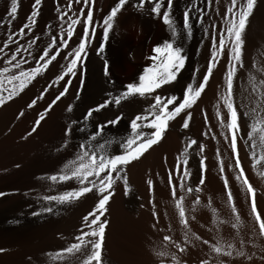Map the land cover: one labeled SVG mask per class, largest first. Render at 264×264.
Masks as SVG:
<instances>
[{
    "label": "snow or ice",
    "instance_id": "snow-or-ice-1",
    "mask_svg": "<svg viewBox=\"0 0 264 264\" xmlns=\"http://www.w3.org/2000/svg\"><path fill=\"white\" fill-rule=\"evenodd\" d=\"M128 0H116L114 6L103 16L102 42L99 44L98 53L102 52L106 41L109 37L110 30L114 27L118 13L126 5ZM82 5L79 13L72 12L73 4ZM145 3L150 5V13L153 17H159L162 23L170 30V39H165L162 43H157L151 48L152 55L148 57L151 66L144 69L143 74L139 75L138 83H128L123 86V90L117 95L107 94V98L94 107H89L82 115V120L87 123L95 113H99L102 109L109 108L113 104L119 106L122 102H127L130 98L151 97V102L141 112L130 118L129 128L130 134L122 137L118 142L121 148L120 154H110L106 146L112 141L105 140V143H93L97 138L101 137L102 129L106 125H115L122 119L123 113L116 115L114 118L106 120L105 124H98L93 135L78 145V150L74 158L68 159L62 167L55 173L40 177L52 183H63L67 181H75L78 187L60 192L57 195H43L39 199L45 202V205H63L79 200L85 194L94 193L96 200L92 208L87 211L81 218L82 227L78 230V235L73 237L72 243L66 247H62L55 252L45 253L50 264L53 262H63L69 258H76L79 264H103V244L105 239L106 228L109 223L103 217L107 213V205L115 194V185L117 182L122 184L123 193H129V184L126 174V166L133 161L139 160L153 146L159 144L164 138L165 133L170 127V122L180 117L181 129L190 127L192 112L190 111L197 101L201 98L210 77L213 75L214 69L218 64L226 59L223 69V86L217 92V103L214 105V114L217 124L220 128L219 136L223 137L224 143L230 148V160L227 164V170L234 173V179L240 183L241 190L245 193L249 211H250V231L247 243L252 248H256V240L264 239V213L258 210L256 204V188L250 183L245 173L239 156L238 141L241 134L240 118L235 103L234 78L239 69L244 68L243 50L245 45V32L248 25L249 17L257 4V0H229L222 16L223 23L217 27L216 24L211 25V35L209 44V56L206 62V69L202 72V78L197 83L196 73L199 69L193 71L192 81L187 83L183 88L182 99L175 95H152L156 89H160L163 85L170 84L177 79V74L185 66L186 56L183 55V48L177 44V26L170 15L172 0H167V7L163 9L162 0H137L133 7L142 10ZM209 5L212 0H206ZM42 0H33L30 13L26 16L24 22L15 32H8L6 38L0 44V56L4 57L3 67H0V106H4L9 101L20 95L42 72L49 68L52 61L56 59V55L64 49L69 39L74 35V27L78 22L83 25V33L78 41V45L73 47L68 55L65 56L66 66H61L62 70L58 75L46 85L39 96L34 97L26 104L28 109L34 107L39 99L49 91L52 85L61 81L66 75H75L74 69L78 66V59L86 56V39L90 35H94L95 28L90 29V23L93 22V5L94 0H67L68 12L57 7V20L67 27H60L59 31L50 37L46 45L42 48L37 45L38 37L29 36L27 46L18 43L25 36L33 32L34 25L37 22ZM19 0H10V6L7 9V17L5 21L9 25L18 13ZM86 9V16L84 11ZM195 12L198 21L203 24L204 11L198 6V0H190V5L183 12L182 30L183 34L190 37L192 27L190 16ZM67 17V21H65ZM83 17V18H82ZM82 18V19H81ZM48 27V26H46ZM50 30V29H49ZM205 36H209V29H204ZM48 35V32H45ZM16 37L17 39H14ZM10 45H16L11 49V55L5 52ZM33 45H37L34 49ZM22 49L27 55L22 54ZM69 56L71 59L69 60ZM19 57V58H18ZM31 61L35 66L23 67ZM252 68L255 73H259V77L249 71L247 76V85L245 89L246 95H242L241 103L246 109L245 115L251 121L247 127L246 142L248 145V159L251 162L253 172L264 179V69L256 67L253 63ZM108 65L104 64L103 74L108 76ZM83 82V79H82ZM65 83L63 90L51 100V102L40 111L29 131H27L21 139H27L35 133L42 121L45 119L48 111L65 96L68 85ZM79 92L77 93V97ZM171 106V108H169ZM221 106L223 112L221 110ZM72 104H68L66 111L71 112ZM203 111V109L201 110ZM224 113H226V118ZM183 114V115H182ZM24 115V111L18 112L16 119H20ZM78 121L71 120L67 123L62 137L60 149L65 148L69 144V137L73 126ZM204 123L207 124L205 117ZM145 129L149 131H145ZM80 131H84L83 128ZM202 135H204L202 133ZM212 140L217 137L213 135ZM183 147L175 158V164L169 169L168 187L170 189L171 203L178 222L183 228L184 244L176 242L170 235L162 236V244L158 249H154V255L157 257L158 264H181L177 253L186 251L185 245L190 241H198L206 245L209 249L208 258H201L199 264H224L220 257H243L251 260L252 255L245 251V241L241 240L237 248L233 242L224 241L217 238L215 243H210L207 239H202L199 235L192 232L189 227L188 214L194 212L201 203L199 193L202 191L201 185L205 183L206 162L203 155L205 145L198 144L199 156V181L195 187L187 186L186 182L190 179L191 173L188 169L189 150L193 145H197L195 139L185 138L182 140ZM165 163H166V157ZM216 162L219 168L220 180L223 182V189L226 196V206L230 210L231 222L219 218L217 210L212 207L209 201L207 207L211 210L212 223L224 224L230 223V227L239 234L242 226L240 214L235 206L232 192L230 191L229 181L225 175L224 161L221 158L219 149L216 151ZM19 168L20 165H14ZM175 179V183L173 182ZM149 200L152 205L151 216L154 218L153 228L156 227L155 220L158 216L155 210V204L152 199L153 180L146 181ZM180 189L177 194L176 189ZM196 193L192 200L191 207L185 206V198L188 195ZM7 193L0 191V197L6 196ZM53 206H42L39 211L31 212L32 216H39L44 213H53ZM143 207V205H142ZM192 219H195L193 216ZM219 229L217 228V232ZM169 246L175 249V252L169 251ZM4 248H0V253L5 252ZM167 258V259H165ZM264 260V257H261Z\"/></svg>",
    "mask_w": 264,
    "mask_h": 264
},
{
    "label": "rangeland",
    "instance_id": "rangeland-1",
    "mask_svg": "<svg viewBox=\"0 0 264 264\" xmlns=\"http://www.w3.org/2000/svg\"><path fill=\"white\" fill-rule=\"evenodd\" d=\"M115 2L116 0H94L93 22L90 23V29L95 28V33L86 39L87 54L82 59H78V66L74 69L75 75H66L61 81L52 85L33 108L28 109L26 107V104L32 98L39 96L43 88L50 83L55 75L60 73L61 66H66L65 56L70 53L73 47L78 45L83 33V25L80 22L74 27V35L69 39L68 45L56 55V59L50 63L49 68L38 75L20 95L4 106H0V191L7 193L6 196L0 197V248L6 250L0 253V264H50L45 253L55 252L74 242L73 237L78 235V230L82 227V216L95 203V194H85L79 200L68 204L45 205V202L39 197L57 195L60 192L78 187V185L74 180L52 183L46 179H40V177H46L57 172L68 159L74 158L78 145L95 133L98 124H105L107 119L123 113L120 121L115 125L103 127L101 137L93 141V143L101 144L105 143V140L112 141L110 145L106 146L107 151L110 154H120L121 148L118 142L122 137L130 134V118L145 109L151 102L150 96L147 98L137 96L130 98L127 102H122L119 106L113 104L109 108L102 109L99 113H95L87 123L82 120L83 113L89 107H94L106 99L108 93L117 95L123 90L124 85L138 83L139 75L143 74L145 68L151 66V61L148 59L152 55L150 53L151 48L157 43H162L161 41L156 43L151 41L157 31L166 28L159 17H153L150 13L151 6L145 3L142 10H137L133 7L137 0H128L118 13L108 39L103 41L105 44L103 51L98 53L99 44L102 42V18L114 6ZM228 2L229 0H212L209 5L206 0H198V6L204 11L203 24L198 21L196 13L193 12L190 16L192 34L188 37L183 34L182 21L183 12L189 7L190 0H172L170 15L177 26L176 42L183 48L186 62L184 68L177 74V79L170 84L163 85L160 89H156L152 94L153 96L175 95L178 100L182 99L183 88L192 81V74L196 69H199L196 73L197 83L199 82V79L202 78V72L206 69L209 56L211 25L216 24L219 28L223 23L222 16ZM32 3L33 0H19L18 13L12 19L11 24L6 22L0 24V44L8 32H15L21 26L30 13ZM9 6L10 0H0V21H5L6 18L11 19L7 17ZM81 6L74 3L72 12H68L67 0H42L33 32L25 36L23 40H18L16 37L14 39L27 46L29 36H35L39 38L37 45L42 48L50 37L59 31L60 27H67L66 22L61 24L57 20L56 8L60 7L68 12V15H72L73 12L79 13ZM166 7L167 0H162L161 15ZM86 14L85 9L83 15L86 16ZM65 21H67V17H65ZM205 28L209 29V36H205ZM45 32H48L47 36ZM244 39V68L239 69L234 78V93L240 118V137L248 152L246 133L251 121L245 115L246 109L241 103V97L247 94L245 89L248 87L247 76L249 71L255 73V69L252 68L253 63L256 64L257 68L264 69V0H257L253 13L249 17ZM37 45H33V48L35 49ZM127 45L133 50V59L121 70L118 66L119 51L123 49V52ZM15 46L10 45L9 48L5 49V52L11 55V49H14ZM22 54L27 55L23 49ZM3 59L4 57L0 56V67L4 66ZM226 62V59L222 60L214 69L201 98L190 110L192 112L190 127L181 129L179 124L182 121L180 117H177L175 121L170 122V127L159 144L153 146L139 160L126 166L129 193L124 195L122 184L117 182L115 185L117 194L115 192L112 198L121 199L122 208L126 214H129H127L128 216L130 214L139 215L140 212L137 213V211L142 207L140 195L143 193V188L140 185V174L147 175L152 171L150 165L157 159V155L164 145L174 138L177 145L182 148V140L185 138L195 139L197 147L193 145L189 150V159H191L198 150V144H206L205 132H209V128L205 130L203 124L205 117L207 118V107L211 101L215 102L219 87L218 74H223ZM105 63L109 69L107 77L103 74ZM142 64H145L146 67L143 68ZM30 66L35 65L31 61L23 65L25 68ZM255 74L258 77L260 75L259 73ZM69 81L65 96L61 97L48 111L37 131L27 139H21L30 130L37 114L51 102L60 90H63L65 83ZM68 104L73 105L71 112L66 111ZM202 109L203 111H201ZM21 110L24 111V115L20 119H16ZM71 120H76L78 123L73 126L69 144L58 151L57 149L62 144L64 129ZM81 128L84 129L83 132L80 131ZM145 131L149 130L145 129ZM146 163L150 164L146 165ZM17 164L20 165L19 168L14 166ZM42 206H53V213H44L39 216L31 215V212L39 211ZM105 216L104 219H106ZM106 253L103 244V264H112L109 255ZM53 264H79V262L76 258H69L63 262H53Z\"/></svg>",
    "mask_w": 264,
    "mask_h": 264
},
{
    "label": "bare ground",
    "instance_id": "bare-ground-1",
    "mask_svg": "<svg viewBox=\"0 0 264 264\" xmlns=\"http://www.w3.org/2000/svg\"><path fill=\"white\" fill-rule=\"evenodd\" d=\"M169 38L170 30L166 27L162 31H157L151 41L152 43H156L157 41L163 42L165 39ZM122 50L119 51L118 58V66L121 70L124 69L126 64L133 59V50L129 45H127L123 52ZM142 67L144 68L146 65L142 64ZM218 76L219 81L217 82H219V87L217 88V92L220 91L223 86V74L221 75V73H219ZM217 99L218 97L216 93V98L215 100L213 99L215 102L211 101L208 103V123L203 124L205 130H208L206 128H209V132H205L206 144L204 143L205 149L203 153L206 158L205 183L201 185L202 191L199 193L201 198L200 205L197 206L194 212L190 211L188 214L189 227L192 232L199 235L202 239L209 240L210 243H215L217 238H222L224 241L233 242L238 248L240 241H245V251L249 255H252V259L249 261L243 257H236L235 255L232 257L222 256L220 259L224 262V264H264V260L261 259V257H264V239L256 240V248H252L251 245L247 243L250 231V211L248 201L245 193L241 190L240 183L234 179V173L227 170V164L230 160V148L224 143L223 137L219 136L220 128L214 114V105H216ZM221 110L223 112L222 106ZM224 115L226 118V113H224ZM213 135L217 137L216 140L211 139ZM172 139V141L169 140L170 142L168 144H162L164 147L160 149L157 159L150 165L152 166L153 172L150 171L152 174L150 175L149 169H147L148 171L146 170L149 174H140V185L143 188V193L140 195V202L143 207L138 209L137 213L140 212L139 215L137 214V216H133L130 214V216H128L129 214L127 213V215L124 212V209L122 208V201L119 198L116 200L111 198L109 204L107 205V213L105 217L109 223L106 228L104 246L107 252L106 254L109 255L108 257L112 264H158L157 257L154 255V249H158L161 246L162 236L164 234H168L176 242L182 245L184 244L183 228L179 224L178 217L176 216L172 206L170 189L168 187L169 169H171L175 164V158L179 153L176 150L180 151L182 149L177 145V141L174 140V138ZM175 139L177 138L175 137ZM195 147H197V145ZM217 149H219L221 158L224 161L225 175L229 181L230 191L232 192L235 206L237 207L242 221V226L238 235L236 234V231L230 227V223L214 225L212 223L211 210L207 207L209 201H211V205L217 210L219 218L231 222L230 210L226 206V196L223 189V182L220 180L219 168L216 162ZM238 149L245 173L249 178L250 183H252L257 190L256 204L258 210L261 213H264V179H261L256 172H253L251 162L248 159L246 146L241 137L238 141ZM196 152L193 154L194 157L189 159L188 169L191 176L186 182L187 186H191L193 188L198 183L200 175L199 156L196 155ZM165 157L166 163L164 159ZM142 161L141 163H144ZM145 161L147 162V160ZM148 164L146 163V165ZM147 179L153 180L152 199L155 204V210L158 214L155 220V228H153L154 218L151 216L152 205L148 203L149 193L146 184ZM173 182L175 183V179ZM176 191L179 195L180 189L177 188ZM195 195L197 194L193 193L186 196V207H191V203L195 198ZM193 216L195 219H192ZM217 228L219 229L218 232ZM185 247L186 251L184 253H177L181 264H199L201 258H208V247L198 241H190V243L185 245ZM169 251L175 252V249L169 246Z\"/></svg>",
    "mask_w": 264,
    "mask_h": 264
}]
</instances>
